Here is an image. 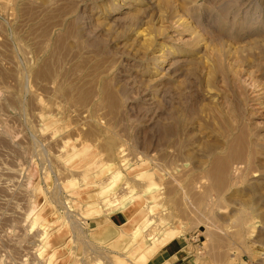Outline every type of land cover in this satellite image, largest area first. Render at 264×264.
<instances>
[{
	"label": "rangeland",
	"instance_id": "374dc122",
	"mask_svg": "<svg viewBox=\"0 0 264 264\" xmlns=\"http://www.w3.org/2000/svg\"><path fill=\"white\" fill-rule=\"evenodd\" d=\"M179 236L264 264V0H0V264H145Z\"/></svg>",
	"mask_w": 264,
	"mask_h": 264
},
{
	"label": "crops",
	"instance_id": "0c3cea01",
	"mask_svg": "<svg viewBox=\"0 0 264 264\" xmlns=\"http://www.w3.org/2000/svg\"><path fill=\"white\" fill-rule=\"evenodd\" d=\"M88 225H93V228L97 230V233L101 235L98 240L105 242L116 241V237L103 236L107 229H109L113 235L118 234L119 229L123 228L129 223L127 209H123L119 212H111L110 214H104L98 218H92L87 220ZM105 227V228H104ZM97 240V239H95ZM186 238L182 236L177 237L170 243L162 247L155 255H153L145 264H200L199 259L194 251H191L188 246ZM237 264H249L244 260H239Z\"/></svg>",
	"mask_w": 264,
	"mask_h": 264
},
{
	"label": "bare ground",
	"instance_id": "6f19581e",
	"mask_svg": "<svg viewBox=\"0 0 264 264\" xmlns=\"http://www.w3.org/2000/svg\"><path fill=\"white\" fill-rule=\"evenodd\" d=\"M144 174H145V173H144ZM117 175H118V174H116V177H117ZM110 176H111V175H110ZM109 178H110V177H109ZM110 180H111V179H110ZM115 180H116V179H115ZM115 180H114V181H115ZM114 181H113V182H114ZM111 183H112V180H111ZM149 183H153V181H151V182L149 181ZM149 183H148V184H149ZM112 184H113V183H112ZM153 184H154V183H153ZM106 188H107V187H106ZM149 188H150V187H149ZM104 189H105V188H104ZM133 189H134V188H133ZM135 191H137V189H135ZM130 193H131V196H132V194H133L134 192H133V193L130 192ZM137 193H138V192H137ZM134 194H136V192H135ZM116 195H117V197H118L119 194L117 193ZM116 195H115V196H116ZM115 196L113 195L112 197H115ZM121 196H122V195H121ZM128 196H129V195H128ZM134 196H135V195H134ZM120 198H121V197H120ZM106 199H109V198L106 197ZM106 199H103L102 202H106V201H107ZM111 199H112V198H111ZM115 199H116V197H115ZM128 199H129V197H128ZM112 200H113V199H112ZM112 200H111V201H112ZM118 200H119V199H118ZM122 200H123V199H122ZM131 200H132V201H135V198L132 196ZM108 202H109V200H108ZM96 203H97V202H96ZM100 203H101V202H99L98 205H100ZM109 203H110V202H109ZM109 203H104V204H109ZM100 206H101V205H100ZM131 206H132V205H131ZM95 207H96V206H95ZM101 207H102V206H101ZM150 207H151V206H150ZM101 209H102V208H101ZM150 209H151V208H150ZM102 210H103V209H102ZM143 210H144V209H142V211H143ZM100 211H101V210H100ZM132 211H133V209H131V208H128V209H127L128 217H131V212H132ZM147 212H150V214H151V211H150V210H149V211L147 210ZM132 213L134 214L135 212L133 211ZM141 213H142V212H141ZM139 215H140V214H139ZM148 215H149V214H148ZM136 216H137V215H136ZM142 216H143V215H142ZM145 218H146V217H145ZM147 218H148L147 221H146V222L144 221V222H145V226H143L144 224H143V225H140V226H139V229L144 228V227H146V226H147V227L149 226V224H150V222H151V220H152V219H151L152 217H148V216H147ZM139 220H140V219H139ZM145 220H146V219H145ZM142 221H143V220H142ZM137 223H138V222H137ZM140 224H141V223H140ZM141 226H142V227H141ZM137 227H138V226H137ZM163 228H164V227H163ZM152 230H153V229H152ZM138 232H139V231H138ZM141 232L144 233L146 239H147L148 237H150V236L146 235V230L143 229V231H141ZM150 232H151V231H150ZM151 233H152V232H151ZM152 234H153V233H152ZM147 236H148V237H147ZM165 237H166V235H165ZM158 239H159V238H158ZM158 239H157V240H158ZM161 239H162V238H161ZM154 252H155V251H154ZM119 257H120V256H119ZM121 258H122V256H121ZM150 258H151V257H150ZM114 259H115V258H114ZM123 259H124V258H123ZM116 260H119V261H118L119 264H121V262H123V261L125 262V260H122V259H120V258H118V259H116ZM114 261H115V260H114ZM116 263H117V262H116Z\"/></svg>",
	"mask_w": 264,
	"mask_h": 264
}]
</instances>
